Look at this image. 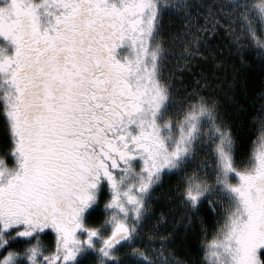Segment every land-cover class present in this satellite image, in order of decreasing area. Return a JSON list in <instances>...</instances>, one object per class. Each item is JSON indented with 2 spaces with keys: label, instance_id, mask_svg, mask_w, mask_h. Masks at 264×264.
Returning <instances> with one entry per match:
<instances>
[{
  "label": "snow or ice",
  "instance_id": "snow-or-ice-1",
  "mask_svg": "<svg viewBox=\"0 0 264 264\" xmlns=\"http://www.w3.org/2000/svg\"><path fill=\"white\" fill-rule=\"evenodd\" d=\"M0 264H264V0H0Z\"/></svg>",
  "mask_w": 264,
  "mask_h": 264
},
{
  "label": "rangeland",
  "instance_id": "rangeland-1",
  "mask_svg": "<svg viewBox=\"0 0 264 264\" xmlns=\"http://www.w3.org/2000/svg\"><path fill=\"white\" fill-rule=\"evenodd\" d=\"M211 225H209V229H210V231H209V238H210V236H211Z\"/></svg>",
  "mask_w": 264,
  "mask_h": 264
},
{
  "label": "trees",
  "instance_id": "trees-1",
  "mask_svg": "<svg viewBox=\"0 0 264 264\" xmlns=\"http://www.w3.org/2000/svg\"><path fill=\"white\" fill-rule=\"evenodd\" d=\"M178 253H180V250L178 249Z\"/></svg>",
  "mask_w": 264,
  "mask_h": 264
},
{
  "label": "flooded vegetation",
  "instance_id": "flooded-vegetation-1",
  "mask_svg": "<svg viewBox=\"0 0 264 264\" xmlns=\"http://www.w3.org/2000/svg\"><path fill=\"white\" fill-rule=\"evenodd\" d=\"M178 251V250H177ZM179 254V253H178Z\"/></svg>",
  "mask_w": 264,
  "mask_h": 264
}]
</instances>
